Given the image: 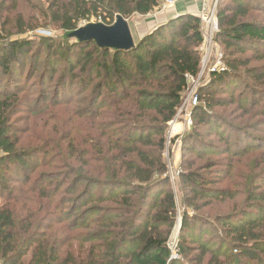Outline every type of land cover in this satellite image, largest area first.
<instances>
[{"label":"trees","instance_id":"1","mask_svg":"<svg viewBox=\"0 0 264 264\" xmlns=\"http://www.w3.org/2000/svg\"><path fill=\"white\" fill-rule=\"evenodd\" d=\"M159 1L52 0L40 14L49 22L32 26L18 16L12 27L3 19L8 1L0 0L7 34L50 26L64 33L0 40V264H264V62L252 64L264 61V0L217 2L214 40L224 70L198 90L182 139L191 156L180 166L177 191L164 158L166 132L201 70L200 16L171 18L129 50L69 36L92 16L111 25L115 15H146ZM24 77L36 88L26 90ZM85 96L89 109L80 115L100 120L120 111L109 128L99 126L102 136H117L106 150L96 128L81 146L65 130L52 139L56 149L20 147L13 131L19 109L39 117ZM43 155L58 173H38L27 188ZM100 162L94 174L90 163ZM21 171L29 172L24 186L17 185ZM46 178L44 188L36 186ZM240 185L242 207L213 220L202 215L215 202L238 198Z\"/></svg>","mask_w":264,"mask_h":264},{"label":"rangeland","instance_id":"2","mask_svg":"<svg viewBox=\"0 0 264 264\" xmlns=\"http://www.w3.org/2000/svg\"><path fill=\"white\" fill-rule=\"evenodd\" d=\"M7 1H8V5L6 6V8H8V10L6 11L5 15L3 16V19H5V17H8L9 21H10V26L17 27L16 20L18 19V16H23V18L27 22L26 24L32 25V26L36 25V24L44 25L46 22H49V21L44 20L43 16H41L40 14L42 12L43 13L46 12V9L49 8V5H50L52 0H7ZM201 1H202V6H200L201 8H198V10H197L198 15L201 14L202 8L204 5V0H201ZM206 1H208V0H206ZM216 2H218V0H215L211 4H214ZM14 4H16L15 5L16 9L13 7ZM172 7H174V6L166 5L165 0H160L159 5L156 6L150 13H148L146 15L134 14L131 17H127V18L124 17L128 21L134 42L135 43L139 42V40L143 36H145L146 34H148L151 31H153L154 28H156L157 26H159L161 24L160 22H157V23L152 25L151 22H153L154 20L156 21V19H160V21L162 23H166L167 21H169L170 20L169 17L171 16L170 14H172V13H170V11H168V9L172 8ZM210 14H211V12H210ZM113 18L114 19H113L112 24L115 23L117 16L115 15ZM88 23H103L102 22V16H92L89 19L82 21L80 26H85ZM6 30H9V29H4L2 27V23L0 22V40L3 39V36H10V38H17V37H29V38L34 37L35 38V37H40V36H48V37L51 36L53 38H58L64 34L62 30L57 29L53 26L38 27L34 30H29L28 32L23 33V34L16 33L17 31L15 29H12V31H9L7 34V32H5ZM215 33L213 35V43L210 47L212 56H211L210 60L206 61V63H204L203 61L201 63L200 72H203L202 78L196 82V83L199 82V86H198L199 88L201 86L205 85L206 82L209 81L211 73H212V71L210 70L212 68V66L215 63H218L219 61L221 62L222 58L224 57V51H223L222 46H220V44L216 43L214 40ZM141 35H142V37H141ZM139 37H141V38H139ZM208 48H209V41L205 40V38H204V43L202 44V49H201L202 50V58L204 57L203 59H205L206 56H208ZM219 56H223V57H221L220 60H218ZM51 60L54 61L55 59H51ZM263 62L264 61H262V60H257V61H254L252 64L258 65V64H262ZM98 80H99L98 78H95V81H98ZM192 81L193 80H189L188 87L186 88V90L182 94V102H181L180 107L182 106L183 102L187 99V97L190 96L189 90H190L191 86L193 85ZM31 84H32L31 80L24 77L23 86L26 88V90H31L33 88H36V86L33 87V85H31ZM199 88H198V90H199ZM26 90H23V93H25L27 95L30 92L26 91ZM81 98L82 97H79L77 99L73 98L74 100L72 99V102L68 105L69 107H61V108H57V109H53V110L51 108H48V113L46 115H43V116L39 115V117H37L36 115H31V114H29V117H28L26 114L28 112H24L27 109H19L17 114L13 118L14 125H15V128L13 131L17 135L22 137V138H20L21 139L20 140V147L25 148V149H29V148H38V145H41L42 147H46L49 149H56L54 147L55 145H53V143H52V139L55 136H58L61 133H63L65 130H67V132L69 134L71 133L72 136H74L76 138L78 137V140L80 142L79 146H81L82 141L85 138H88V137H92V138L94 137L95 138L93 128H96L98 131V134L102 140V149L106 150L107 149V145H105L106 141L107 140H114L115 138H117V136L115 135V133H114V137H110V138L108 136H105V137L102 136L101 132L104 129L100 128L99 126L104 122L103 124H106L107 127L109 128V125L111 124L110 123L111 119L112 118L114 119L115 116H117L120 111L115 112V110L112 109V111H111L112 113L108 112L106 115L97 116L100 120L92 117L91 115H89V113L80 115V114H78L79 113L78 111L83 110L82 108H84L86 110L89 109V107H88L89 105H87V99H88L87 96L84 97L86 99L85 101H82ZM125 101H127V100H125ZM199 103H200V101L197 103V105ZM32 105H35V103ZM127 106L128 105H126L125 107H127ZM180 107L178 108V111L175 115V117L177 116V118L175 119V117H174V119H172L168 124L167 132H166V148L164 151V158L166 159V162H167L168 168H169V176L172 179L170 184L172 185V187L175 190L177 189V185H176L177 179L176 178L178 177L180 170H181L180 166L184 164L183 160L185 157L190 158V156H191L190 154H187L184 151L182 139H183L184 135L186 134V132L193 125V121L191 124L185 123L184 118L179 113ZM36 109H38V108H32V110H36ZM124 109L121 113L124 112ZM97 112H98V110H97ZM80 113H85V112L83 110ZM149 119H150V117H149ZM114 126L112 127L111 132H114ZM46 141H48L49 143H47L45 145ZM99 147H100V144H99ZM90 155L87 156L88 159H89ZM107 155L108 154L106 152L101 153L100 160L103 162V157H105ZM105 160H106V157H105ZM39 161H40V166H39L40 168L38 169L37 172H35V174H33L32 181L28 185H26L27 188H29L30 186H33V181L36 180L35 177L37 176L38 173L42 174V173H44L43 171H45V172H57L58 173L59 169L54 167V164H56V162H54L51 157L49 158V157H46L45 155H43L42 158L39 159ZM71 162L77 163L76 160H74L73 158H72ZM102 162H100L99 168L97 167L99 165H95L93 163H90V164H92V166H90L91 171L95 172V171L102 170ZM103 164L106 165L105 163H103ZM184 167H186V166H184ZM243 172L246 173L247 169L244 168ZM28 173L29 172H25V171H21L19 173L21 181H19L17 183L18 186H24L23 182H22V178L24 177V175L26 176V174H28ZM94 174H98V172H95ZM44 180L45 181H40V183H42V184H40V185L36 184V186H38V187L42 186L41 189L44 188L45 184H48V179L46 178ZM230 181H231V179L229 181H223L221 185L222 186L229 185ZM238 188L241 189L238 198L234 199L233 201L215 202L210 207L206 208L202 212L203 214L202 213L201 214L203 216H207L208 219L213 220V218L217 214L228 213V212L233 211L234 207L241 206L245 200V198H244L245 195L243 194V185H240V187H238ZM1 203H2V199L0 198V204ZM21 203L22 202H20L19 205H21ZM46 203L48 204V202H46ZM19 207H22V206H19ZM182 210H183V208H180V210L178 212L179 217L177 220L176 230H175L174 235L172 236L173 242H175V237L178 236L177 234H178L180 222H181V215L180 214H181ZM74 244L76 245L77 243H74ZM174 254L176 255L177 252L174 251Z\"/></svg>","mask_w":264,"mask_h":264},{"label":"water","instance_id":"3","mask_svg":"<svg viewBox=\"0 0 264 264\" xmlns=\"http://www.w3.org/2000/svg\"><path fill=\"white\" fill-rule=\"evenodd\" d=\"M69 36L80 41L94 40L101 47L117 50H129L136 45L128 21L121 15L112 25L88 23L72 31Z\"/></svg>","mask_w":264,"mask_h":264},{"label":"built area","instance_id":"4","mask_svg":"<svg viewBox=\"0 0 264 264\" xmlns=\"http://www.w3.org/2000/svg\"><path fill=\"white\" fill-rule=\"evenodd\" d=\"M178 1H181V0H165L166 5H169V6L174 5ZM216 5H217V2L214 4H209L208 1L204 0L202 12L201 14L198 15L200 16L201 21H202L203 36L205 40L209 41L208 56H206V58L202 60L204 63L210 60L212 56L210 47L213 43V35L218 30V22H217V17H216ZM201 49H202V46H201ZM221 57L223 56H219L218 60H220ZM210 70L212 72L217 71V70H224L223 58L221 62L219 61L218 63H215ZM202 74L203 72H200L196 78H190V80H193L192 81L193 85L191 86L189 90L190 96L187 97V99L183 102L182 106L179 109V113L184 118V121L186 124H191L193 121L192 110L199 102V96H198L199 82L198 83L196 82L202 78ZM176 118L177 116L175 117V119ZM172 243L175 246V242L172 241Z\"/></svg>","mask_w":264,"mask_h":264},{"label":"crops","instance_id":"5","mask_svg":"<svg viewBox=\"0 0 264 264\" xmlns=\"http://www.w3.org/2000/svg\"><path fill=\"white\" fill-rule=\"evenodd\" d=\"M214 1L215 0H208V3L211 4ZM172 6H174V7L168 9V11H170V13H172V14H170L171 15L169 17L170 19L175 18L179 15L187 14V13L193 14V15H198L197 10H198V8H201L200 6H202V1L201 0H181V1L176 2ZM157 22H160L161 24H163L160 21V19H156V21L154 20L151 23L153 25ZM141 37H142V35H141ZM141 37H139V38H141Z\"/></svg>","mask_w":264,"mask_h":264}]
</instances>
